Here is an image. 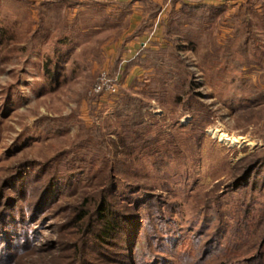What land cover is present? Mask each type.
<instances>
[{"label":"rangeland","instance_id":"rangeland-1","mask_svg":"<svg viewBox=\"0 0 264 264\" xmlns=\"http://www.w3.org/2000/svg\"><path fill=\"white\" fill-rule=\"evenodd\" d=\"M161 1L0 0V264H264V25Z\"/></svg>","mask_w":264,"mask_h":264},{"label":"crops","instance_id":"crops-1","mask_svg":"<svg viewBox=\"0 0 264 264\" xmlns=\"http://www.w3.org/2000/svg\"><path fill=\"white\" fill-rule=\"evenodd\" d=\"M101 1L102 2H110L114 5V7H117L118 9L124 8V10H128V9L131 10V8H132V9H135L136 12H141V11L145 10V8L148 6H151V4H152L151 2H153V0H101ZM161 2H162V4H161ZM161 2H159L161 5L160 6L158 5L156 7L154 13H150L149 15L144 17V19H143L144 21H147V23H149L150 25H151V23H154L157 26L163 25L166 22L167 23L175 22L174 19L169 20L168 17L166 18V15L164 14L165 9L169 5L173 6L177 3L176 6H178V5H181V3L178 0H176V1L175 0H168L167 3H164L162 0ZM188 3L193 4V5H195V4L198 5L200 3H204L205 5L208 6V8H209L208 10H210L209 12H211V14L217 13L220 10V13L224 14V16L229 17L228 15H230V17L235 18V19H240L242 17H245L248 20H253V18H254L253 16H256L255 22H257L258 24L264 25V0H193V1H190ZM180 8H181V6H180ZM173 10H174V7H172V9L169 11H173ZM213 10H215V12H213ZM142 16L143 15L141 12V15L137 14L135 16V18L141 19V18H143ZM148 30L145 34L141 35L142 36L141 39L143 41L140 42V45L143 48H144V45L146 46V44H145L146 40L151 41L153 39V40H156L159 42L162 40L161 39V35H163L162 33L160 35V32L155 30L156 35L150 36L147 34ZM132 53H134V52H132ZM115 59H117V60L119 59V60H121V63L125 64V66L121 67V74H122L123 70L128 67V63H125V60L123 61V59L118 58V56H116ZM121 63H120V66H121ZM138 66L139 65L134 66L133 68H136ZM119 79H120V77H119ZM123 84L125 85V83H123ZM121 87H124V86H121ZM263 97H264V95H263Z\"/></svg>","mask_w":264,"mask_h":264},{"label":"trees","instance_id":"trees-1","mask_svg":"<svg viewBox=\"0 0 264 264\" xmlns=\"http://www.w3.org/2000/svg\"><path fill=\"white\" fill-rule=\"evenodd\" d=\"M74 2H69L68 0H63V2H68V5H75L76 3H78L77 1L78 0H73ZM176 1V0H175ZM180 3H181V10L184 12V13H187V11H189V9L192 7L193 8V11L192 13L197 9V7H199V5H204V7H208L207 5H205L204 3H200L198 5H193V4H189L188 2H190L189 0H178ZM173 23V22H172ZM149 23H147V28H149ZM148 45H144V48H143V52H142V55L145 51H148L150 52V47L151 46H148ZM145 55V54H144ZM179 58V57H178ZM145 59L146 57L143 58V64H145ZM142 58H139L138 60H135L134 62L136 61H140L141 62ZM153 61H155L153 59ZM121 63V60H117L116 61V64L114 66V69L111 71H109V76L113 79V80H116L117 78V72H119V64ZM179 63V62H178ZM184 63V62H183ZM47 64L49 65V67L51 68H48V71L50 72V74H52L54 72V68L56 66H52L53 62L52 60H48ZM131 64V62H130ZM129 66V64H128ZM179 66H180V63H179ZM172 68H175V67H172ZM178 68V66L176 67ZM173 70V69H171ZM174 71V70H173ZM177 73H178V69L176 70ZM117 81V80H116ZM185 84V83H184ZM255 85V84H254ZM259 90L256 91V94L254 95H264V90L261 91V89L258 87ZM191 90V88H190ZM118 89L115 91V92H109V91H103V92H95V94L97 96H103L104 94H115L117 93ZM165 91V89H164ZM156 93H159V90H156ZM260 107L264 106L263 104H259ZM143 121V120H142ZM137 122H134L133 124H136ZM141 133V130H139L138 132V135ZM259 160V159H258ZM258 160H256L255 163H253L249 168L248 170L246 171L245 175L242 176L239 180H238V183H241V179H245L246 177H248L253 171L254 169L256 168L257 166V162ZM97 197H92V198H88L86 199V202L84 204H82L83 206V210H82V213L79 215V221L81 222L80 225L84 226L83 224H85L86 222L89 221V219L92 217V216H96L98 214H100V218H104V217H107L110 215V213H108V208L106 207V202H107V194L105 192V194H101L99 193L98 195H96ZM97 200V201H96ZM96 205V207H95ZM97 211V212H96ZM96 212V213H95ZM97 219H98V216H97ZM92 227V225H91ZM104 229V232L106 235L102 236L100 234V232L98 231L97 234L99 235V237H103V239H108L107 237L111 235L112 233V238L113 237H116L118 235V232H120L122 230V224H121V221L118 220V219H115L113 220V222H110L109 221V224L106 225V228H103ZM260 255H262V253H260Z\"/></svg>","mask_w":264,"mask_h":264},{"label":"built area","instance_id":"built-area-1","mask_svg":"<svg viewBox=\"0 0 264 264\" xmlns=\"http://www.w3.org/2000/svg\"><path fill=\"white\" fill-rule=\"evenodd\" d=\"M118 87L119 86L117 85L116 80H113L109 76V71L104 70L100 74L98 81L95 83L94 92H103V91L115 92L118 89Z\"/></svg>","mask_w":264,"mask_h":264},{"label":"bare ground","instance_id":"bare-ground-1","mask_svg":"<svg viewBox=\"0 0 264 264\" xmlns=\"http://www.w3.org/2000/svg\"><path fill=\"white\" fill-rule=\"evenodd\" d=\"M226 137V134H221V138Z\"/></svg>","mask_w":264,"mask_h":264}]
</instances>
